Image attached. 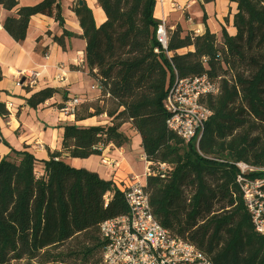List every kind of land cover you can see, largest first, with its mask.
<instances>
[{
	"label": "trees",
	"instance_id": "obj_1",
	"mask_svg": "<svg viewBox=\"0 0 264 264\" xmlns=\"http://www.w3.org/2000/svg\"><path fill=\"white\" fill-rule=\"evenodd\" d=\"M230 2L237 6L234 36L223 30L217 42L208 31L182 37L177 28L168 36L169 58L155 40L154 0H97L105 14L98 27L85 1L73 0L88 73L101 94L94 103L77 106L74 119L105 115L111 121L63 126L61 150L70 159L85 160L101 156L109 146L121 149L130 144L121 131L129 123L150 163L145 190L156 221L213 264H264V236L253 230L233 165L264 168V0ZM0 6L15 12L3 30L16 43L25 40L34 16L64 26L61 0L26 7L0 0ZM73 36L63 30L53 41L64 48V38ZM190 47L192 52L176 53ZM202 75L221 78L219 94L205 101L212 116L198 144L195 139L184 143L166 129L163 102L176 76ZM56 93L39 91L26 104L35 109ZM7 115L0 102V117ZM12 152L17 160L0 158V264H98L93 262L98 252L102 264L99 226L127 214L123 192L110 180L70 167L61 153L41 162L43 175L38 177L33 155ZM160 164L166 166L163 177L156 173ZM260 176L264 173L251 175Z\"/></svg>",
	"mask_w": 264,
	"mask_h": 264
},
{
	"label": "crops",
	"instance_id": "obj_2",
	"mask_svg": "<svg viewBox=\"0 0 264 264\" xmlns=\"http://www.w3.org/2000/svg\"><path fill=\"white\" fill-rule=\"evenodd\" d=\"M41 1L43 0H17L18 7L33 6ZM84 1L91 10L95 26H100L105 21V14L97 0ZM154 1L153 18L158 23L165 24L169 35L177 28L181 30L182 37L187 34L202 36L208 31L217 38V42H221L223 30L229 36L236 34L233 18L237 6L230 0ZM72 7L73 0H61L63 28L53 18L43 15L32 17L25 40L16 43L3 30L5 19L14 17L15 12H8L0 6V102L8 112L6 117H0V158L15 161L17 158L12 151L27 152L37 160L34 170L39 172V177L43 175L41 162L48 161L51 154L58 152L70 167L85 169L103 180H110L120 191L133 185L134 181L145 185L146 178L140 182L139 175H135L136 180H133L127 174L120 173L132 151L137 144L140 145L135 131H129V136L121 127V131L130 139L127 148L124 146L116 149L109 146L98 157L70 159L61 150L63 126L75 124L91 127L106 123L100 121L104 119V115L75 122L74 116L65 117L58 111L59 106L74 98L80 100L81 106L94 103L101 97L98 85L88 73L84 56L86 44L80 38L82 31ZM63 30L74 36L64 38V48H61L53 38L61 37ZM192 51L193 48L190 47L176 53L182 55ZM172 55L173 53H168L169 58ZM33 73L37 77L34 84L29 85L31 81L27 76ZM45 89H53L57 93L35 109L28 107L26 100ZM141 154L143 155L142 149ZM102 159L107 162L103 163Z\"/></svg>",
	"mask_w": 264,
	"mask_h": 264
},
{
	"label": "built area",
	"instance_id": "obj_3",
	"mask_svg": "<svg viewBox=\"0 0 264 264\" xmlns=\"http://www.w3.org/2000/svg\"><path fill=\"white\" fill-rule=\"evenodd\" d=\"M168 36L165 24L158 23L155 40L167 56ZM154 53H159V49H154ZM27 77L31 81L29 85H33L37 75L33 73ZM220 79L212 81L206 75L182 79L176 76L163 102L166 129L184 143L195 139L198 144L212 116L205 101L219 94ZM79 105L80 100L74 98L65 102L58 111L65 117H72ZM141 158L145 162V156ZM149 165L147 163L145 168V178L149 174ZM233 165L238 170L235 184L253 230L257 235L264 236V176L251 177L255 173H264V168L243 162ZM165 167L164 164L158 165L156 173L159 172L160 177H163ZM122 192L127 214L106 220L99 226V235L104 242L102 264H213L194 245L173 236L156 221L145 185L135 182Z\"/></svg>",
	"mask_w": 264,
	"mask_h": 264
},
{
	"label": "rangeland",
	"instance_id": "obj_4",
	"mask_svg": "<svg viewBox=\"0 0 264 264\" xmlns=\"http://www.w3.org/2000/svg\"><path fill=\"white\" fill-rule=\"evenodd\" d=\"M170 56V55H169ZM110 105L111 104H109V103H107L106 104V107H105V109H108V108H110ZM105 116V115H104ZM100 121H105L106 123H104V124H102V125H109L110 124V121H111V119H109V118H107L106 116L104 117V119L103 120H100ZM109 123V124H108ZM124 129V131L125 132H127L128 133V135H129V131H134L133 129H132V127H131V125L129 124V123H125L123 126H122ZM130 136V135H129ZM137 139H139V143H140V137L139 136H137ZM127 146L128 145H126L125 147L127 148ZM131 151H132V149H131ZM128 152H130V150H128ZM144 155V154H143ZM142 154H141V148H140V145L139 144H137V146L135 147V150L134 151H132V154L130 155V158L127 160V163H124V166H123V169H121L120 170V173L121 174H127V176H129L130 178H132L133 180L135 179L136 180V178L134 177L135 175H139L140 177H139V180H140V182H143L144 181V179H145V175H144V173H145V168L147 167V161L145 160V162H146V164H145V162H144V160H142V156H143ZM132 157V158H131ZM144 158V157H143ZM145 159H146V157H145ZM38 171L36 170L35 171V176H37L38 175ZM134 177V178H133ZM134 182H136V181H134ZM123 187V185H121L120 186V188H122ZM118 189V188H117ZM190 191H187V193H189ZM99 261V263L98 264H100V253L98 252L96 255H95V257H94V259H93V262H98ZM71 262L72 261H69L67 264H71ZM11 264H14V263H11ZM20 264H25L24 262H21ZM33 264H39V263H33Z\"/></svg>",
	"mask_w": 264,
	"mask_h": 264
},
{
	"label": "water",
	"instance_id": "obj_5",
	"mask_svg": "<svg viewBox=\"0 0 264 264\" xmlns=\"http://www.w3.org/2000/svg\"><path fill=\"white\" fill-rule=\"evenodd\" d=\"M82 3L81 2H79V5H81Z\"/></svg>",
	"mask_w": 264,
	"mask_h": 264
}]
</instances>
